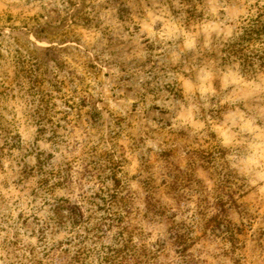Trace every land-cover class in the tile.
Instances as JSON below:
<instances>
[{
	"label": "rangeland",
	"instance_id": "1",
	"mask_svg": "<svg viewBox=\"0 0 264 264\" xmlns=\"http://www.w3.org/2000/svg\"><path fill=\"white\" fill-rule=\"evenodd\" d=\"M262 6L0 0V264H264Z\"/></svg>",
	"mask_w": 264,
	"mask_h": 264
},
{
	"label": "trees",
	"instance_id": "2",
	"mask_svg": "<svg viewBox=\"0 0 264 264\" xmlns=\"http://www.w3.org/2000/svg\"><path fill=\"white\" fill-rule=\"evenodd\" d=\"M259 17H264V6L261 7V13ZM258 20L259 19H257L255 22H252V24L250 23V25L248 26L246 25L244 29V34L239 37V41L229 45V49L227 50L229 55H237L239 53H242L247 59L252 56H249L243 52V50L246 48L244 43L252 41L254 39H258L262 35H264V21L259 23L258 26Z\"/></svg>",
	"mask_w": 264,
	"mask_h": 264
}]
</instances>
